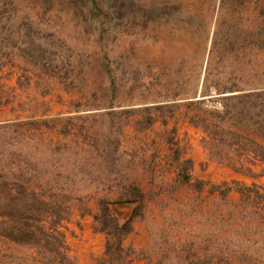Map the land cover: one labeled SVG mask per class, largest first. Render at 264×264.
Instances as JSON below:
<instances>
[{
    "label": "rangeland",
    "instance_id": "obj_1",
    "mask_svg": "<svg viewBox=\"0 0 264 264\" xmlns=\"http://www.w3.org/2000/svg\"><path fill=\"white\" fill-rule=\"evenodd\" d=\"M13 8L0 31V124L19 117L27 125L23 135L0 132L8 144L0 159L24 161L36 174H69L82 199L64 223L66 264H201L239 255L263 264L264 226L246 229L227 211L239 203V187L264 177L211 161L190 121L237 94L215 87L264 90V0H16ZM102 139L118 151L110 171L77 152ZM176 149L192 160L191 184L176 174ZM105 176L138 179L144 195L114 259L105 256L89 183ZM139 204L110 209L121 224ZM0 248V264H45L30 249Z\"/></svg>",
    "mask_w": 264,
    "mask_h": 264
},
{
    "label": "trees",
    "instance_id": "obj_2",
    "mask_svg": "<svg viewBox=\"0 0 264 264\" xmlns=\"http://www.w3.org/2000/svg\"><path fill=\"white\" fill-rule=\"evenodd\" d=\"M15 3L16 0H0V31H5V25L10 21L9 17H4L5 12L10 11L11 7L13 11ZM215 89L216 92L237 94L220 99L221 110H204V117L201 115L191 117L190 122L196 127H201L204 134L201 139L203 149L211 161L235 173L253 179L264 177V168L260 172L256 171L259 164H264V90L259 87L244 90L235 85ZM203 103L201 100L189 106H199ZM163 123L166 124L165 121ZM26 125L17 117L0 124V132L2 136L9 131L23 135V128ZM101 141L102 143L97 146L83 144L77 147V152L85 154L86 163L89 160H92L93 164L99 161L107 168L106 171L112 170L118 151L105 145L104 139ZM6 145H8L6 139L3 138L0 149H5ZM49 145L56 149L65 148L68 142L50 140ZM68 149L66 147L64 150ZM174 155L173 161L180 183L191 184L190 171L193 166L191 158L186 157L178 149L174 150ZM34 171L37 169L24 161H21V164H14L10 160L0 159V245L30 249L45 261V264L54 262L66 264L69 255L63 231L64 223L70 219L73 203L81 202L82 196L77 194L72 180L69 181V174H61L59 171L53 175L48 171L36 174ZM89 183L90 185L96 183L94 199L98 213L94 220L100 224L98 231L106 236L105 256L111 259L118 258L122 252V243L132 232L133 221L138 217V211L142 207L144 195L141 181L135 178L105 176L103 179L91 178ZM205 185L201 181V193ZM99 186L106 188L100 189ZM112 188L117 190V193L113 191L117 196L114 200L111 199ZM239 193L240 201L234 204L233 210L228 209V219L237 221L246 229L264 226V184L252 183L250 187H239ZM120 201L130 202L132 205L140 202L121 224L114 211L110 209ZM227 203L229 202H226V205ZM245 209H248V212ZM108 226L110 229H107ZM4 256L0 248V258ZM201 264H261V262L256 258L239 255L223 259L209 256Z\"/></svg>",
    "mask_w": 264,
    "mask_h": 264
},
{
    "label": "water",
    "instance_id": "obj_3",
    "mask_svg": "<svg viewBox=\"0 0 264 264\" xmlns=\"http://www.w3.org/2000/svg\"><path fill=\"white\" fill-rule=\"evenodd\" d=\"M126 203V205H128V206H132V204L130 203V202H125Z\"/></svg>",
    "mask_w": 264,
    "mask_h": 264
}]
</instances>
